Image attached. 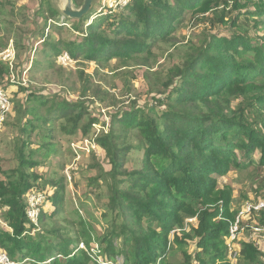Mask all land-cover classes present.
<instances>
[{"label": "trees", "instance_id": "1", "mask_svg": "<svg viewBox=\"0 0 264 264\" xmlns=\"http://www.w3.org/2000/svg\"><path fill=\"white\" fill-rule=\"evenodd\" d=\"M229 2L132 0L125 14L102 16L85 29L80 25L84 18L73 23L72 30L82 39L58 41L50 49L59 54L61 48L73 60L100 65L116 59L125 67L142 54L150 55L157 42H170L174 23L182 24L188 14L195 18L213 13L219 24L240 28L235 21L240 13L225 20ZM231 3L232 10L246 6L238 0ZM56 12L48 7L60 29ZM257 14L264 16V8ZM243 33H214L198 46L190 43L181 64L147 80L149 103H132L128 111L110 116L108 129L95 137L109 165V171L100 169L93 179L97 189H105L107 199L104 234L97 238L101 254L120 256L122 264H172L169 254L175 250L183 264H228L224 243L237 212L230 211V188L218 190L214 176L231 167L264 168V40ZM138 65H146V58ZM25 86L17 84L15 94L25 93V101L35 105L14 106L19 123L16 166L0 169V253L14 264H89L92 259L75 244L80 239L77 229L69 228L72 235L53 220L64 200L63 177L51 182L53 195H46L50 208L39 214V231L28 220L26 196L41 192V179L34 171L39 163L29 146L33 130L40 128L43 133L37 136L47 142L37 150L49 151V127L56 120H61L62 135L73 136L79 130L88 135L99 118L86 117L84 101L59 100L26 91ZM240 97L247 101L230 112L228 98ZM30 114L33 119L23 122ZM131 150L142 153L141 165L126 171L123 161ZM252 217L264 225V212ZM191 219L196 226L178 235ZM189 242H195L191 254ZM263 259L256 247L242 243L235 264H263Z\"/></svg>", "mask_w": 264, "mask_h": 264}, {"label": "rangeland", "instance_id": "2", "mask_svg": "<svg viewBox=\"0 0 264 264\" xmlns=\"http://www.w3.org/2000/svg\"><path fill=\"white\" fill-rule=\"evenodd\" d=\"M228 1L230 2L225 12L227 14L225 20L232 19L240 13L235 20L240 28H229L228 25L219 24L213 13L195 18L188 14L182 24L178 21L174 23L175 30L170 34V42L165 44L157 42L152 47L150 55L142 54V57L146 58V65H138L142 58L137 59L136 63L128 61V65L123 67L116 59L100 65L81 58L73 60L62 52L61 48L59 54L50 49V46L57 44L58 41L82 39L81 34L73 31L71 27L79 20L64 19L60 12L65 0H0V88L4 89L12 101L10 113L0 112V169L7 171L16 166L13 156L15 139L19 137V123L16 121L15 104H22L23 108L35 105L25 101V93L15 94L17 84H26V91H41L39 94L57 96L59 100L84 101L85 107L89 109L86 117L99 118V122L92 126L88 135H82L79 130L73 136L62 135L59 129L61 120H56L49 127L53 129L50 133L52 135L50 142L53 146L49 151L37 150L39 145L47 142V140L41 142L38 138L37 134L43 133L40 128L33 130L29 146V149L35 151L39 166L34 171L41 179L38 182L41 192L26 196L29 207L35 205L30 199H36L38 203H43L38 204L36 209L38 214L49 209L50 202L46 195L47 197L53 195L51 182L63 177L64 200L61 212L53 217V220L56 225L70 230L72 235L74 231L69 228L77 229L82 241L79 239L75 244L77 249L83 245L81 250L92 259L89 264H122L120 256L109 258L101 254L97 243V238L104 234L106 219L102 218V215L105 213L107 199L105 189H97L93 179L98 176L100 169L109 171V165L104 152L94 144L95 137L102 129L104 131L108 129L110 116L128 111L132 103L138 102L142 105L149 103L147 80L161 76L174 65L181 64L190 43L198 46L206 35L215 33L229 36L238 31H244L243 34L248 37L264 40V16L259 17L257 14V11L264 8V4L259 0H238L240 5H246L245 8L232 10L231 0ZM82 2L83 0H72L73 8L76 9ZM101 3L102 0L93 1L89 12L83 17V22L80 21L83 29L100 17L110 14L101 10ZM48 7L57 11L58 21H62L57 23L62 26L60 29H56L54 19H50ZM120 13L125 14V10L117 11L115 15ZM10 45L14 57L5 59L2 55ZM243 101L247 100L242 97L228 98L230 112L238 110ZM261 113L264 116V107L261 108ZM32 119L33 116L30 114L23 118V122ZM103 123L104 128L101 127ZM133 143V140L128 141V144ZM256 158L257 155L254 156L255 161ZM141 159V152L131 150L123 161V170L139 169ZM2 179L0 175V180ZM214 180L218 190L230 188L232 214L238 213L246 203H253L264 197V168L231 167L225 174L214 176ZM2 212L0 210V217ZM1 226L3 225L0 221ZM195 226V219L187 220L184 228L177 230V234H187ZM259 226L264 227L253 217L245 218L233 247L237 254L242 243L251 244L264 254V232H254ZM36 227L39 231V226ZM224 245L226 249V238ZM194 250L195 242H189L188 253L191 254ZM225 254L228 264L236 263L238 256L231 259L227 251ZM1 255L4 254L0 253V258ZM169 255L170 263L183 264V258L178 251H171Z\"/></svg>", "mask_w": 264, "mask_h": 264}, {"label": "built area", "instance_id": "3", "mask_svg": "<svg viewBox=\"0 0 264 264\" xmlns=\"http://www.w3.org/2000/svg\"><path fill=\"white\" fill-rule=\"evenodd\" d=\"M132 0H102L101 3V10L105 11L107 13L113 14L117 11L125 10L127 6L131 3ZM5 59H10L14 57V52L12 49V46H8V49L5 53L2 55ZM12 110V103L9 100V97L6 95V93L0 88V112L2 114L10 113ZM95 144V143H94ZM32 201L33 205L31 208L28 204L27 209V218L30 221V223L34 226H37L38 222V203L36 199H30ZM28 203V202H27ZM261 212H264V197L262 199H258L257 201L253 203H246L242 209L237 213L235 216V219L233 222L229 223L228 228V236L226 237V251L229 253V256L231 259H236L238 254L236 251H234V243L236 242L237 236L239 235L243 221L245 218L252 217L253 215L259 216ZM255 233H263L264 227L259 226L254 229ZM228 242V243H227ZM80 249H83V245ZM0 262H5L6 264H9V261L5 257V255H1ZM13 264V263H12Z\"/></svg>", "mask_w": 264, "mask_h": 264}, {"label": "water", "instance_id": "4", "mask_svg": "<svg viewBox=\"0 0 264 264\" xmlns=\"http://www.w3.org/2000/svg\"><path fill=\"white\" fill-rule=\"evenodd\" d=\"M93 1L83 0L82 4L75 9L73 8L72 0H65L60 12L64 19L80 20L89 12Z\"/></svg>", "mask_w": 264, "mask_h": 264}]
</instances>
